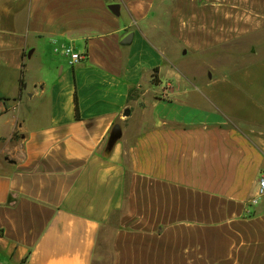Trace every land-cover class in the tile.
Wrapping results in <instances>:
<instances>
[{
    "label": "crops",
    "instance_id": "crops-1",
    "mask_svg": "<svg viewBox=\"0 0 264 264\" xmlns=\"http://www.w3.org/2000/svg\"><path fill=\"white\" fill-rule=\"evenodd\" d=\"M263 175L264 0H0V264H264Z\"/></svg>",
    "mask_w": 264,
    "mask_h": 264
},
{
    "label": "rangeland",
    "instance_id": "rangeland-1",
    "mask_svg": "<svg viewBox=\"0 0 264 264\" xmlns=\"http://www.w3.org/2000/svg\"><path fill=\"white\" fill-rule=\"evenodd\" d=\"M118 226H119L118 215H114L113 218L110 219L108 224L104 228H102L100 238L98 241V249L94 264L112 263L113 237Z\"/></svg>",
    "mask_w": 264,
    "mask_h": 264
},
{
    "label": "built area",
    "instance_id": "built-area-1",
    "mask_svg": "<svg viewBox=\"0 0 264 264\" xmlns=\"http://www.w3.org/2000/svg\"><path fill=\"white\" fill-rule=\"evenodd\" d=\"M67 53L71 55L72 60L74 63L78 62L79 60H83L85 58L84 54L80 52H73L71 49L67 50ZM264 195V175L261 176L259 179V185L257 188V193L254 196L252 202L253 203H258L260 198Z\"/></svg>",
    "mask_w": 264,
    "mask_h": 264
},
{
    "label": "trees",
    "instance_id": "trees-1",
    "mask_svg": "<svg viewBox=\"0 0 264 264\" xmlns=\"http://www.w3.org/2000/svg\"><path fill=\"white\" fill-rule=\"evenodd\" d=\"M158 70L156 69L155 72H157ZM153 74L154 76V79L153 80H156V74ZM24 86V78L21 77L20 79V87L22 88ZM76 113H77V116L79 117V109H78V105L76 103ZM121 136V127L120 125H116L114 127V129H112V131L110 132V136H109V140H108V145H107V148H106V151L108 152L111 147L116 143V141L120 138Z\"/></svg>",
    "mask_w": 264,
    "mask_h": 264
},
{
    "label": "water",
    "instance_id": "water-1",
    "mask_svg": "<svg viewBox=\"0 0 264 264\" xmlns=\"http://www.w3.org/2000/svg\"><path fill=\"white\" fill-rule=\"evenodd\" d=\"M110 8L115 12L118 13L119 11V6L117 4H112L110 5Z\"/></svg>",
    "mask_w": 264,
    "mask_h": 264
}]
</instances>
